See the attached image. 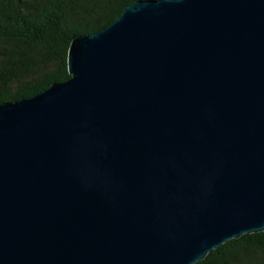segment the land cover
I'll return each instance as SVG.
<instances>
[{"label":"water","instance_id":"1","mask_svg":"<svg viewBox=\"0 0 264 264\" xmlns=\"http://www.w3.org/2000/svg\"><path fill=\"white\" fill-rule=\"evenodd\" d=\"M68 71L0 105V264H196L264 232V0H139Z\"/></svg>","mask_w":264,"mask_h":264},{"label":"trees","instance_id":"2","mask_svg":"<svg viewBox=\"0 0 264 264\" xmlns=\"http://www.w3.org/2000/svg\"><path fill=\"white\" fill-rule=\"evenodd\" d=\"M139 0H0V105L71 78L68 52ZM196 264H264V232L232 240Z\"/></svg>","mask_w":264,"mask_h":264}]
</instances>
